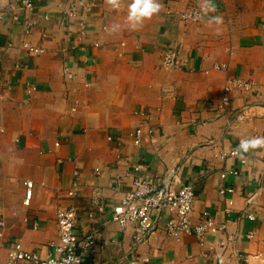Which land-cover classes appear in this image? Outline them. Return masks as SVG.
<instances>
[{"label":"crops","instance_id":"1","mask_svg":"<svg viewBox=\"0 0 264 264\" xmlns=\"http://www.w3.org/2000/svg\"><path fill=\"white\" fill-rule=\"evenodd\" d=\"M31 1L29 10L0 0V264L15 241L50 252L55 210L70 204L76 233L95 235L81 264H264V0H157L159 11L139 23L134 0ZM192 5L201 19L182 20ZM25 42L44 51L29 53ZM171 45L180 64L164 69ZM232 78L254 87L231 90L221 105ZM140 123L155 130L133 145ZM74 169L79 187L67 197ZM168 174L173 189L192 184V222L204 212L214 220L202 245L170 235L163 220L137 242L133 223L110 220L133 176Z\"/></svg>","mask_w":264,"mask_h":264},{"label":"built area","instance_id":"2","mask_svg":"<svg viewBox=\"0 0 264 264\" xmlns=\"http://www.w3.org/2000/svg\"><path fill=\"white\" fill-rule=\"evenodd\" d=\"M20 8L31 10L33 3L31 0H16ZM74 11H67V17L72 18ZM3 15V10L0 9V19ZM202 10L200 7L192 5L187 10L181 13L180 17L184 21L197 22L201 19ZM15 20L17 16L13 17ZM22 21V20H21ZM25 31L31 29L32 22L23 20ZM24 49L32 54H40L44 51L42 47H34L30 43H23ZM179 53L176 45L168 46L162 53L161 66L164 69H170L179 66ZM225 64H215L213 69H223ZM63 74L68 80L73 78L67 65L62 68ZM87 83H85V86ZM254 83L241 79H229L222 90L221 105L227 104L229 100V92L233 89H238L243 92L251 91ZM220 105V106H221ZM143 114L144 111H138ZM241 117V116H239ZM143 123L138 124L130 133L129 136L133 145H139L142 141L143 134L146 132L151 136L154 132L153 126H146L144 130ZM231 156H239L237 149H232L228 153ZM241 162L244 158L240 157ZM134 170L139 169V165L133 167ZM230 172L237 174V171ZM172 174V172H170ZM168 174L166 177L159 178H143L142 176H133L129 183V188L124 191L123 196L113 205L110 206V220L118 224L121 228L129 223L134 224V238L137 242H144L149 235L157 228L160 221H164V228L170 235H178L179 233L193 234L199 245L203 244L205 234L214 232L217 227L214 220L204 212V217L201 221L193 223L190 214L192 211V204L194 200L192 184H183L179 189L171 187V179ZM78 171L74 169L73 179L70 187L66 190L67 197H73L79 187L77 181ZM225 173H221L224 177ZM25 199L23 203L29 204L31 198L32 181H24ZM221 189L220 192H224ZM231 204V200L228 202ZM249 219L254 216L247 214ZM77 214L74 205H59L55 210V220L57 228V242L51 244V251L46 255H41L37 251L25 249L20 242H12L6 248L5 264H81L85 257L91 252L95 244V235L93 233H86L78 235L76 233ZM38 223L33 222V227L36 228ZM5 222L0 217V247L4 237Z\"/></svg>","mask_w":264,"mask_h":264},{"label":"clouds","instance_id":"3","mask_svg":"<svg viewBox=\"0 0 264 264\" xmlns=\"http://www.w3.org/2000/svg\"><path fill=\"white\" fill-rule=\"evenodd\" d=\"M157 0H134L131 5L130 19L136 23L151 17L159 11Z\"/></svg>","mask_w":264,"mask_h":264},{"label":"rangeland","instance_id":"4","mask_svg":"<svg viewBox=\"0 0 264 264\" xmlns=\"http://www.w3.org/2000/svg\"><path fill=\"white\" fill-rule=\"evenodd\" d=\"M31 27H32V25H31ZM12 186H14V181H12Z\"/></svg>","mask_w":264,"mask_h":264}]
</instances>
